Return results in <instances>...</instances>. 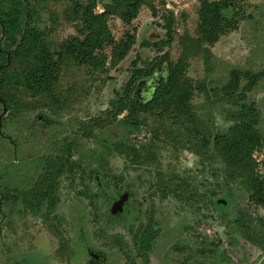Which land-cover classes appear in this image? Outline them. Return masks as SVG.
I'll return each instance as SVG.
<instances>
[{"label": "rangeland", "instance_id": "1", "mask_svg": "<svg viewBox=\"0 0 264 264\" xmlns=\"http://www.w3.org/2000/svg\"><path fill=\"white\" fill-rule=\"evenodd\" d=\"M200 1L151 0L157 17L142 7L130 24L110 18L108 26L114 40L126 34L135 36L127 56L99 70L72 61L61 65L54 89L56 104L50 98L33 100L19 90H6L10 102L4 114L0 104V192L6 197L17 196L18 188H29L36 178L37 173L31 172L36 168V159L43 154L67 157L68 144L74 148L64 158L67 168L57 179L51 199L41 193L33 210H29L17 197L11 202L0 195V264H125L113 244L115 236L121 238L134 262L140 263L132 251L129 227L144 224L150 216L158 223L159 234L149 264H178L177 257L184 264H198L200 236L215 239L226 250L227 263L213 257L207 264H263L264 250L248 247L235 234L233 242L226 241L228 233L219 219L220 211L233 212L237 217L246 198L237 192L236 199L223 208L219 195L226 194V173L220 157L204 147L201 139L212 128L229 126L234 106L221 91L229 73L237 70L264 74V0H226L223 14L235 22L234 28L208 48L209 63H203L200 57L188 60L186 75L200 88L191 102L198 119L194 129L200 133L153 115H142L137 128H128L124 123L126 113L113 117L109 111L110 101L117 98L116 93L130 76L132 62L136 67H145L164 52L172 61L179 58L178 38L185 33L195 36ZM36 2L40 17L37 24L49 35L52 48L78 35L71 12L74 2L84 5L86 0ZM109 2L98 1L95 11H102V4ZM167 11L172 12V40L151 48L144 43L146 40L151 44L166 40L163 16ZM106 52L109 56V50ZM147 84V79L138 84L134 95L140 101H147L151 95L153 85ZM249 99L256 101L259 129L264 132V76ZM115 143L139 149L141 154L148 150L151 160L136 164L132 154L131 159H125L112 152ZM254 158L263 173L264 149L255 152ZM157 174L164 178L176 176L193 185L201 195L200 202L196 204L189 192L188 205L181 202L185 190L179 192V198L171 196L172 192L162 196ZM121 194L131 197L111 218L109 208ZM210 199L215 201L214 208L201 207ZM255 214L263 216L264 212L257 209Z\"/></svg>", "mask_w": 264, "mask_h": 264}, {"label": "trees", "instance_id": "2", "mask_svg": "<svg viewBox=\"0 0 264 264\" xmlns=\"http://www.w3.org/2000/svg\"><path fill=\"white\" fill-rule=\"evenodd\" d=\"M98 1L102 0H86L84 5L74 2L71 14L74 16L78 35L52 48L49 35L37 24L40 22V17L39 4L36 0H0V104L3 102L7 108L9 107L10 99L6 95V90L9 88L19 90L33 100L50 98L51 102L56 104L54 89L61 65L72 61L76 65L99 70L106 69L108 64L114 66L127 56L135 36L126 34L119 41L114 40L108 26L110 18L117 17L124 24H130L142 7H147L152 17L158 15L151 0H110L109 3L102 4V11L96 12ZM226 5V0L200 1L196 34L193 37L185 33L178 38L181 52L176 61H172L168 53L164 52L145 67H136V63L132 62L134 67L130 71V76L116 93L117 98L110 101L111 116L126 113L125 125L128 128H137L141 124L142 115H153L171 119L174 124L184 125L186 130L192 127L193 132L200 133V130L194 129L198 119L192 112L191 104L200 88L186 75L188 60L200 57L203 63H209L211 55L208 48L234 28L235 22L227 19L223 14ZM163 20L166 40L161 39L152 44L146 40L144 43L147 46L154 48L157 45L170 44L172 12L167 11V16H163ZM106 50H109V56ZM263 76V72L252 74L232 70L229 73V80L221 90L227 97V102L234 106L229 126L222 130L212 128L208 136L205 135V138L201 139L204 147L211 148L215 152L214 155L220 157L223 171L226 173L223 178V182L227 184L226 194L221 192L219 195L223 208L225 209L230 201L236 199L237 192L246 198L245 207L251 208V210L245 207L239 209L237 217L233 212L227 214L223 210L220 211L219 219L224 221L228 233L226 241L233 242V234H235L242 238L248 247L262 250H264V214L258 216L255 210L260 209L264 212V172L258 170L254 153L264 149V132L259 129L260 112L256 101H251L249 96L253 94ZM146 79L147 85L150 83L153 85L151 95L147 101H140L134 94L139 87L138 84ZM242 81H245L243 86ZM70 145L72 144H68L65 148L68 156L74 148ZM111 150L125 159H131L132 156L129 157V154H132L136 164H146L151 160L148 150L141 154L139 149L121 143L113 144ZM62 156L43 154L36 159V168L31 172L37 173V176L31 186L18 188L17 196L9 194L6 197L5 193L0 192L2 200L14 202L17 197L26 209L33 210L37 203L34 201L38 200L41 193L51 199L57 179L67 168L64 158L68 156ZM159 175L156 176V182L159 184L158 189L162 196L172 192L171 196L179 198V192L185 190L186 193L181 196V199L185 200L181 202L188 205L187 200H190V195L195 198L196 204L200 202L201 195L193 185L176 176L164 178L160 175L162 177L160 178ZM230 184L234 186L235 191L231 189ZM188 192L190 195L187 194ZM211 195L216 194L212 192ZM130 197L128 194H121L120 199L113 201L112 204L125 200L121 205L122 208L127 205ZM214 204L215 201L210 199L206 203L203 202L201 207L214 208ZM192 207L198 209L196 206ZM185 229L190 231L189 227ZM129 233L134 257H138L140 263L134 262L133 256L125 249L120 237L112 238L114 246L125 258V264H149V254L159 234L158 223L150 216L144 224L130 226ZM200 237L201 241L197 242L196 250L200 257L197 260L198 264H207L213 257L221 259L222 263L228 262L226 250L220 242L205 236ZM176 262L184 264L181 257H177Z\"/></svg>", "mask_w": 264, "mask_h": 264}, {"label": "water", "instance_id": "3", "mask_svg": "<svg viewBox=\"0 0 264 264\" xmlns=\"http://www.w3.org/2000/svg\"><path fill=\"white\" fill-rule=\"evenodd\" d=\"M2 105H3L2 113L4 114L6 112V108H5V104L3 102H2ZM123 201H125V200H119V201L112 204L111 209H110V216L111 217H113L116 214V212L120 211L119 209L121 208Z\"/></svg>", "mask_w": 264, "mask_h": 264}, {"label": "flooded vegetation", "instance_id": "4", "mask_svg": "<svg viewBox=\"0 0 264 264\" xmlns=\"http://www.w3.org/2000/svg\"><path fill=\"white\" fill-rule=\"evenodd\" d=\"M40 119V118H39ZM47 120V119H46ZM47 121H49V120H47ZM50 122V121H49ZM110 209H111V206H110ZM120 210V209H119ZM119 212H116V214L113 216L114 218L116 217V215L118 214ZM111 217V216H110ZM113 217H111V218H113ZM132 243V242H131ZM131 255V254H130ZM100 262H98V264H99ZM89 264H90V262H89Z\"/></svg>", "mask_w": 264, "mask_h": 264}]
</instances>
